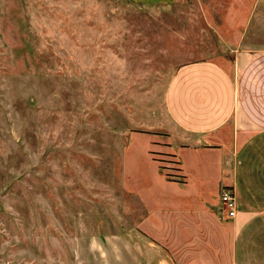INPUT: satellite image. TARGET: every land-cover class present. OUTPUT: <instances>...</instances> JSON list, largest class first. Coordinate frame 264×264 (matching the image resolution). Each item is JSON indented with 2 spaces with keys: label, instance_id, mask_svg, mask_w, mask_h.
<instances>
[{
  "label": "rangeland",
  "instance_id": "obj_1",
  "mask_svg": "<svg viewBox=\"0 0 264 264\" xmlns=\"http://www.w3.org/2000/svg\"><path fill=\"white\" fill-rule=\"evenodd\" d=\"M157 1L0 0V264H117L119 213L219 217L226 189H165L184 182L165 94L183 64L264 39V0Z\"/></svg>",
  "mask_w": 264,
  "mask_h": 264
},
{
  "label": "crops",
  "instance_id": "obj_2",
  "mask_svg": "<svg viewBox=\"0 0 264 264\" xmlns=\"http://www.w3.org/2000/svg\"><path fill=\"white\" fill-rule=\"evenodd\" d=\"M239 36L227 46L231 54L226 66L196 61L183 64L172 76L165 108L175 130L172 154L184 171V182H163L165 189L181 188L179 198L186 187L204 190L214 183L233 189L237 216L214 217V205L206 199L203 213L193 218L179 213V224L172 229L144 228L135 216L119 213L117 264H264V39L251 36L246 41L245 31ZM183 152L188 162L209 166L210 176L204 172L199 182H185L191 174L185 171Z\"/></svg>",
  "mask_w": 264,
  "mask_h": 264
},
{
  "label": "built area",
  "instance_id": "obj_3",
  "mask_svg": "<svg viewBox=\"0 0 264 264\" xmlns=\"http://www.w3.org/2000/svg\"><path fill=\"white\" fill-rule=\"evenodd\" d=\"M222 209L221 218L225 220H233L239 211L237 196L235 190H226L221 196Z\"/></svg>",
  "mask_w": 264,
  "mask_h": 264
}]
</instances>
